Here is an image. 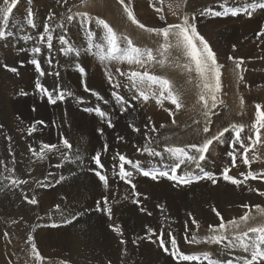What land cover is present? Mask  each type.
I'll list each match as a JSON object with an SVG mask.
<instances>
[{"label":"rangeland","instance_id":"obj_1","mask_svg":"<svg viewBox=\"0 0 264 264\" xmlns=\"http://www.w3.org/2000/svg\"><path fill=\"white\" fill-rule=\"evenodd\" d=\"M11 1L12 0H8V3H11ZM31 1L32 2L30 4L29 0H24V1L23 0H16L15 9L13 8V10L11 12L12 14L9 15V19L7 22L8 24L4 25L2 20H0V30L5 31V38L0 39V67H1L0 68V93L1 92L3 93V94L1 93V95H0V107H1L0 108V264H9L10 263V261L13 259L12 254H11L12 249H10V248L15 247V245H16L17 250L19 252H22V255H24L23 256L24 259L26 257H27L26 259H32L34 261V263H36V264H81V263L82 264H92L95 262V260L96 261L99 260L98 263H100V264H107V263L108 264H116V263H118V264H130V262L122 261L121 255L118 254L121 251H116L115 246H117L118 244H115L116 241L113 238H110L111 240L114 241L113 246L110 247V248H112L110 260H111V257H112V260H111V263L106 261V260H108V258L106 255H103V252H101V248H102V246H104V244H107V240L105 238H103L102 236H100L98 234L97 230H95L97 228V224H96L97 219H96V217H92V216H94V214L96 212H98V210L96 208L98 202H99V205L101 206L100 207L101 211H99V212H103V214L105 216H107L106 217L107 219H108V215L103 210H107V208H109V207L112 210V209H114V206H116V210H117V213L119 216L131 215L132 214V208H131L132 204L130 203V201L121 200L119 203H116V199L118 198L117 194H123V193H125V191H129V189L132 190L129 187V184L127 182H124L122 187L121 186L119 187L118 184L116 183L117 185L115 184L114 188H115V192L117 194L111 195L112 196L111 199H109L107 197V205H103L104 204V198L100 194L95 196L92 192H88V189L89 190L91 189V184H90V183H92V180H91L90 183H87V187L85 188L87 190L86 192H88V193L84 194L83 196H81L77 200V202L75 203L76 205L73 206V209H72L73 211H71L70 213H68V208H66L63 204L62 205L58 204V206H57V205H54L53 200L43 198V193H47V192H50L51 190H53V185L60 182V181H65V183H67V181L70 180V173L76 171L77 169L80 173L82 172L83 174L85 173V175L90 176L91 175L90 172L92 169H94V172H96V170L100 172V171L106 169L108 166H110L113 163L112 157L108 154L101 152L99 150L100 149L99 147L94 148V149L92 148V143H94L95 141L96 142L99 141L100 136L102 135L101 132L99 131V130H102V129H100L99 125H97V127L96 126L94 127V125L85 124L82 121V119L79 120L78 127L77 126L75 127L70 123L71 112H73L75 115H80V116H82L85 113L84 115H86V117L88 116V117L93 118L92 111L89 113L88 111H85L84 109H86V108L95 109L96 107L94 106V103L97 101V98H93L92 96H90L88 94H84V95L79 94L78 92H76V90L74 88V85H77V86L82 87V89L85 91L84 87H85L86 83H88V82H86L87 81L86 76L88 74H90V73L93 74V73L97 72L98 75L93 76L96 87H98L99 89H105L111 93H113L115 91V92H118L120 95L130 94L132 101L138 100V108L148 112L149 114H150V110H151V107L153 104L156 107L161 105V104L158 105L156 103V98L152 96V93H155L157 97L159 96V92L161 91L159 85H152L151 91L149 92V99L147 100V102L146 101L144 102V100H142L143 98H140L139 96L136 100H134L132 98L133 95L134 94L138 95V93L135 91V89L130 87V83H129L127 77L126 76L122 77L119 75V73L117 74V72H116V74H113V77H114L113 82L119 81L120 83L121 82L122 83L118 89H114L112 87V84L109 82L108 77L106 75V69L111 71V73H112V71L115 72V70H113L111 68L112 62H114V60L113 61L105 60V61L101 62V60L99 59V55H101V54L107 55V47H106V43L102 39L104 30L102 27L97 25L96 19L99 18V19L106 21L109 24V26H111L113 28V30L117 33L118 36L127 37V38L131 39L133 42V45L136 47H139L141 49H151L153 51L154 45H153V43L149 42L150 40H147V41L143 40L140 32L143 31L144 29H142V28L138 29L139 26L137 24L135 26V24L133 22H131V24H130L131 20L128 18L127 13L124 10L125 4H121L120 0H113V1H117L123 7L124 17L128 21V23L130 24L131 27L129 25H127V23L125 21L120 22V21L116 20L115 18H121L122 19V16H114L113 12L109 11L108 8L106 7V4H105L106 2L104 0L103 1L102 0H66V2H65V0H31ZM180 1L183 5L184 14H187V9L190 8V14L188 15L190 18V22L194 23L196 25V28H197V31L199 32V34L201 36H204V39L208 42L212 51L215 53L217 63L222 66L220 69L221 72L224 73L225 71H227V73H229L230 71H232V69L234 71L238 70L237 72H242L244 74V76H245L244 81H246V77H247V79L250 80V84L247 87L248 90L260 87L261 92L259 95L258 94H249V95H247V97L242 99L243 105H244L243 109L247 110V111H245L244 116H243L245 119L244 118H242V119L237 118L238 115L236 113H238V112L235 110L232 111L234 117L230 116L231 114L227 115L228 112L225 113L224 110L220 111L221 107H222L221 109H224L226 107L233 109L232 99L238 98V95L232 96L231 94H229L228 90H225L222 92V89H226V88H221L220 92L215 93V95L217 97L216 106L219 107V108H217L219 111V112H217L219 115V116L217 115V117H215L217 113H215V111L211 107H209L210 109L205 108V107L203 108L204 103L200 104L202 101H200L198 99V96L195 95V105H196L195 107L201 106V113L198 115V116H200L201 119H199V117L196 116L195 121H193V120L188 121V119L183 120L182 116H180V115H177V116L172 115L170 118H168L169 117L168 116L165 118L166 121L163 120V118H161L160 121L158 120L157 128L155 129V131H152V127L148 126V122L140 121L137 125V128H140V131L139 132H132L133 144L134 145L135 144L141 145V144L146 143L141 147L146 146L145 148L153 149V150H155V152L160 153V155H151L148 151L144 150L145 148H143V149L139 148V149H136V151L133 150L131 152V154L133 156V158L131 159L132 163L130 164V169H131L130 171L132 173V177H134L135 175H142L143 171H145V169L150 164H154V166H158V167H168L169 168V165H171V158H169L166 155L165 149L167 147H186V146L191 145V144L200 145L204 141H206L207 139H211V138L217 136L220 132H223L224 129L227 128L228 131L224 132V135L219 140L214 139L211 146H209L210 151L208 150L207 153L204 154L206 158L208 157V159L205 158L203 161H198V162H186L185 164H183L185 167L183 165H181L182 170H184L185 172H188V173H190V171L192 172L195 170V176L196 177H204L206 174H210L213 170L214 172H219L223 177L224 169L228 168L229 169L228 173H230L228 175L229 176L232 175V177L234 176V178H236L242 182L245 180V176H247L248 172L253 171V173L257 174L258 179L257 178L256 179L248 178L247 181L245 180L243 182L244 184L247 183L246 185L243 184V187L245 188V190L251 189V191L256 186H258L260 188L259 185H261L263 180H264V177H262L263 178L262 179L261 175H260L261 173H264V145H263L264 144L263 143L264 142V129L261 130L260 141L257 142L256 144L253 145L252 142L248 139V137H251L252 140L256 139L255 131L251 127V125L255 122L256 105L260 104L262 106V109H264V66H262V63L264 61V52H257L261 49L262 45L256 44L255 48L253 50H251V48H247V47L243 46L242 45L243 43H240L238 41L237 35H235L234 33L228 34V36H229L228 39H220L219 36L221 33H222L221 35H225V33L223 32L224 27L221 28L220 30L219 29L212 30V29L208 28L206 23H209V22L211 23L212 20L214 19V15H209V14L202 15L201 14V13L206 12L207 9H210V5L212 4L211 0H202L201 1L202 4L204 5L203 11L201 13H196L195 5L190 6L189 0H180ZM221 1L225 2L228 6L233 5L234 3L240 2V0H221ZM194 2H195V0H194ZM124 3H126L131 8L136 20L139 23L145 25V28L166 27L168 24L180 23L182 21V18H183V15H181V14L172 13L171 8H169L166 5L165 0H124ZM260 3H264V0H262ZM260 3H257V4L255 3V4L259 5ZM4 6H5L4 0H0V9H3ZM157 8H159L161 10L157 11L156 10ZM247 8H252V5L251 4L248 5ZM42 9H44V11ZM69 9H71V12H69ZM232 9H236V8L232 7ZM260 9L262 10V12L258 11V13L255 12L253 14L255 19L258 18V16L260 17L263 15L262 13H264V8H260ZM45 11L47 12V16H46ZM15 12H16V14H15ZM29 12H32V15L34 14L33 17H31V18L33 20V23L35 24V27H32L31 25L28 24V19H29L28 13ZM44 12H45V15H44ZM76 13H87L88 16H90L92 18L91 23L82 22L81 17L79 15H74ZM69 15H73L72 20H69L67 18ZM49 16H52L53 18L51 20H49ZM161 16L164 17L163 20L160 19ZM193 16H195L194 20L191 19ZM41 18L43 21L41 20ZM10 19H11V21H10ZM26 19H27V21H26ZM22 20H23V22H22ZM257 22L258 23L260 22V23L258 24V27L255 28V30L257 32H259V34L257 33V35L253 34L252 36H250L252 39L258 38V35H260L261 30L264 29V15L262 17L258 18ZM26 24H28L27 25V26H29L28 28H25ZM234 24L235 23H231V25H234ZM45 25H48L50 27V30H51V32H50V34L52 36V40H51L52 48L51 49H48V47H47L48 41H46L47 40L46 38H45L43 43H41L39 41H38L39 43H36V41L38 40L37 38H39L40 35H43L42 29L44 28ZM61 25H62V27H61ZM38 26H40V27H38ZM35 29L38 30L39 32L36 31ZM206 30H209V31L211 30V31L209 32ZM24 31H26V34L24 33ZM31 31H33V32H31ZM88 31H92V32L94 31L95 43L101 45V47L103 48L102 53L98 52L97 48H95V47L92 48L91 52L86 50L89 47V44L91 43L88 39ZM144 32L149 33L146 30H144ZM22 33L24 34L23 37H25V35L27 36L29 34L28 36L31 37V39H28V41L23 39ZM37 33H40V34L37 35ZM17 34H19V35L17 36ZM149 34H151V36L153 38L155 33H149ZM31 35L35 38H33ZM159 36L163 40L162 34ZM225 36H227V35H225ZM18 37H20V40ZM62 38L64 40H67L68 44H62L61 43ZM213 39H214V41H213ZM222 41H224V43ZM221 42H222V44H221ZM16 43H18V44H16ZM163 43H164V40H163ZM173 43H174V41H173ZM216 44H218V45H216ZM69 46L73 49V51H67ZM121 46L123 47V43L121 44ZM33 47H40L41 48V53L37 54L35 58L39 61L41 70H43L45 73L43 76H41L40 73L36 70V66L31 63V60L33 58V53L30 50ZM7 49H9V50L6 51ZM13 50H15V51H13ZM222 50H224V51H222ZM219 51H222V52H219ZM28 52H30V53H28ZM77 52L79 53L78 55H77ZM49 60L51 61L50 63L48 62ZM166 61L167 60H164L163 63H160V61L154 60L152 62H147L143 67H141L139 65H133V67H132V65H129V64L127 65V63H125V62L124 63H118V64L120 65V70L123 72L134 71V67H136V69H135L136 71H138L137 69H139L140 72L147 71L150 75L160 76L163 79H170L171 74L167 71V68H166L167 62ZM240 61H243V62L240 64V67H239L240 70H239V68L236 67V64H237V62H240ZM244 65H246V66H244ZM232 66H234V67H232ZM12 67L16 68L17 71L12 72V71L6 70V69L12 68ZM78 67H83L85 69V75H83V76L81 75V73L78 70ZM243 67H244V69H243ZM190 72L191 73L194 72L195 77L197 75H199L195 70H191ZM190 72L188 71V73H190ZM227 73L226 74L224 73V76L227 75ZM248 75H249V77H248ZM197 77H199V76H197ZM37 80H39L40 84L44 88L48 89V91L52 93L53 97H55L61 91L66 93V94L67 93H71V94L65 95V98L62 101L57 100L58 103L56 102L55 104H52V103L48 102L49 101L48 96L45 94H42L40 92V90L36 87V81ZM202 83H203V81H202ZM87 85H86L87 88L89 90H91L90 84L88 83ZM127 85H128V87H127ZM124 87L126 89H124ZM145 90L148 91L147 88ZM169 90L174 95L178 94V91L174 87L173 88L170 87ZM121 91L122 92L124 91V93H122ZM22 93H24V94H22ZM8 95H10V97ZM83 96H84V98H83ZM165 96H167V93H165ZM205 98L208 100L209 105H211L212 101H210L211 100L210 95L206 91H205ZM14 99H17V100H14ZM91 99H92V101H91ZM12 101H14L13 105H15V106L12 105ZM27 101H29L30 103ZM20 102H21V104H20ZM197 102H199V103L197 104ZM163 103H171V102L168 99H164L162 104ZM18 104L20 105L19 107H18ZM218 104H220V105L218 106ZM91 105H92V107H91ZM174 107H175V105H174ZM9 108H13V110H14V112H13V117L15 118V121L13 120L14 122L12 121L13 118H11L10 112L8 110ZM40 108H41V110H39ZM69 108H72L73 110L69 109ZM44 111H46V112H44ZM175 111H179V110L177 109ZM175 111L171 112V113H175ZM40 112H41V114H40ZM204 112H208V115L205 116ZM222 112H223V114L221 115ZM26 114H27V116H26ZM19 115L22 118L25 117L27 120L25 118L22 119L21 117H19ZM29 115H30V117H29ZM6 116H8V117H6ZM211 116H214L215 118L211 117ZM10 118H11V120H9ZM135 118H136V116L131 121H129V123L131 125L130 126L131 130H132V124H133V121L135 120ZM213 119H215V120H213ZM177 120H179V121L181 120V121L179 122ZM242 120H245V121H242ZM25 121H26V123H25ZM40 121H42L43 123H40ZM27 123H28V125L26 126ZM60 123H62V124H60ZM182 123L184 125L185 124L186 125L184 126ZM191 123H192V125L190 126ZM215 123H216V125H215ZM35 124H36V126H35ZM30 125H31V127L34 126V128H35L34 131H32V128L30 127ZM161 125H163V127H161ZM206 125L209 128V131L205 133L203 131V129ZM234 125L237 126V128L242 125L244 128V130L241 132V139L244 141V144L246 147L251 148V150L247 153V157L250 161V164H244L243 163L244 149L241 148L239 144H236L235 151H234V154L236 157L235 165H233V163H232V157L228 155L229 152L233 151L232 141L234 140V134H235V130L233 128ZM60 126H61V128H60ZM24 127H26L27 129ZM186 128H188V129H186ZM171 129L173 130V133H172ZM38 130H41V131H38ZM29 131L31 132L30 135L33 134L32 136L29 135V133H30ZM85 131L87 134L85 133ZM21 132H23V133H21ZM67 132H68V134H67ZM79 132H81V133H79ZM167 132H169V133H167ZM64 133H65V135H64ZM20 134H21V136L24 137V139H23V137L19 136ZM59 134H60V137H59ZM66 134H67V136H66ZM75 136H76V139H75ZM71 137L73 140L71 139ZM172 137H173V139H172ZM194 137H195V139H194ZM20 138L23 141L20 140ZM32 138H33V140H32ZM159 138L161 139V142L159 144V148H155L154 145ZM65 139H67L68 142L71 141V142H69V144H71V146H72L70 149L65 148L63 146L64 145L63 141ZM21 141H22V143H21ZM33 141H34V143H33ZM77 142L78 143L80 142V143L78 144ZM35 143H36V145H35ZM43 144L55 145V146H57L56 147L57 149L55 148L53 151L52 150L51 151L44 150L45 156L42 160V159L38 158V156L37 157L34 156L30 149H33V148L35 149L37 147L36 151L39 153V151H41V146ZM38 147H40V148H38ZM78 149H80V150H78ZM186 150L189 151V154H196L190 148L186 147ZM210 152L212 153V155ZM97 153H99V155H100V161H101V164L103 165L102 168L101 167L99 168L93 159V156H95ZM161 154H163V155H161ZM83 155H85V156H83ZM58 157H59V159H58ZM78 157H79V159H78ZM211 157H213V159H215V160L212 161ZM86 158H88L90 160H87ZM207 160H208V162H207L206 166H204V164L206 163ZM219 160H221V161H219ZM65 162L67 163L68 166L66 165ZM217 162H218V164H215ZM197 163L200 165L197 166ZM227 164H228V166H227ZM222 165L224 168L223 167L221 168ZM230 165H232V166L230 167ZM188 166H189V168H186ZM253 166L255 169L253 168ZM208 167H210V168H208ZM219 167H220V169H219ZM258 167H260V169ZM79 168H80V170H79ZM13 169H14V171H12ZM200 169H201V172L199 173ZM160 170H162V169H158V170L152 169L151 171L159 172ZM209 170H210V172H209ZM232 173H234V174H232ZM237 173H238V175H237ZM66 174H69V175H66ZM239 175H241V176H239ZM6 177H7V179H6ZM12 179H23V180H27L28 183L27 184H20L18 186L13 185V184H11ZM222 180H220V182H219V180H216L215 183H213V181L210 180L208 182V185L212 182L211 186H214V187L226 188L228 185L230 186V184H228V182L230 183V181H226V180L224 181V178ZM50 184H51V186H50ZM226 184H227V186H226ZM250 184H251V186H250ZM253 185H254V187H253ZM39 186L41 187V190H39L40 189ZM142 187L145 188L146 190H148L147 187H149V186H142ZM67 188H68V190L66 192L73 194V189L71 188V186L68 185ZM119 188L121 190H123L124 192L122 191L123 192L122 193ZM156 188H158V190L160 192L164 191V189H162L160 187H156ZM42 189H43V191H42ZM100 189L102 190L103 188H100ZM263 192H264V188H263ZM25 194L27 195V197L29 199L35 197L37 203L36 204L28 203L27 200L25 199ZM125 197H127V196H125ZM21 202H22V204H21ZM51 202H53V203H51ZM16 205H19V206L16 207ZM247 206H249V207L246 208L245 214L250 212V219H249L247 225L241 224V229H240L241 231H243L245 229V227H257V226L264 224V212L260 211V209H264V195H261V197H258L257 200L253 204L248 202ZM257 206H259V207H257ZM87 207L89 210L87 209ZM232 208H233V206L231 207V210H232ZM82 209L84 210V212L82 211ZM85 209H86V212H85ZM90 209H91V211H90ZM37 211H38V213H37ZM60 211H64L63 215L65 217L63 215H59ZM87 212H88V214H87ZM75 213H76V215H75ZM71 215H72V217H71ZM83 215H86L87 217L83 216ZM79 216H81V217H79ZM242 216L243 215H236L235 218H231V220H233V219L240 220V218ZM45 217H46V219H45ZM12 220H13V222H12ZM14 220H15V222H14ZM41 221H42V223H41ZM69 221H71V222H69ZM227 222L228 221H226L225 223H227ZM91 225H93L94 227ZM3 228H5V229H3ZM193 229L194 230L192 231V233L189 234L188 238L184 241L180 240L179 238H176V236H175L176 240H178L177 244H178L180 252L187 254V255H194V256H200V257H202L203 254L206 252L211 253L213 255V258L220 260L222 262V264H227L228 259L232 260L233 264H235V262L237 260L243 259V256L244 257L248 256V253H245L241 248H238V247L237 248H230V247H222L220 245H217L218 247H220L222 249L221 250L222 253H221V251L217 250V246H215L216 244L205 243L204 241H206L207 238L213 234L210 231V228L208 225H205V226L199 225V227L196 226V228L194 226ZM231 231H232V229L229 228V232H231ZM40 232H42V233H40ZM193 232L195 233L194 235H192ZM8 233H10L11 235L10 234L8 235ZM5 234H7V235H5ZM38 234L40 235V237L42 236V238L44 236V238L43 239L40 238ZM251 235H254V234H250V236ZM2 236H3V238H2ZM13 236H15V237H13ZM73 236L76 237V241H77L76 243H75V241L74 242L72 241ZM4 237H6V240ZM56 237L58 238V240L56 239ZM193 237H195V242H193ZM12 238L13 239L15 238V240H12ZM59 238H60V240H59ZM30 239H31V241H30ZM37 240H39L41 242H39ZM27 241L29 242L30 245L27 244L28 243ZM78 241H79V243L81 242L84 245L81 248L82 252H80V253H78V252L76 253V250L74 252L71 250L72 245L73 246L76 245L74 247L77 248V246L79 244ZM7 242L10 246L8 244H7L8 246L6 245ZM10 242H12V243H10ZM32 244L36 245L37 251L43 257L42 261H37L33 257L34 254L32 253ZM40 245H43V246L41 247ZM30 246H31V248H29ZM164 247L166 248V244H164ZM23 248H24V250H23ZM225 248H226V250H224ZM38 249H40V250H38ZM43 250H44V252H42ZM68 251H70V252H68ZM163 251H164V248H163ZM171 251L167 252L169 254L167 264H198L197 261H179L178 258H174L172 255H170ZM213 252L216 254H214ZM226 252H228V253H226ZM24 253H26V254H24ZM65 253H67V254H65ZM26 255H28L30 257L28 258V256H26ZM47 255L49 257H47ZM116 255H119V256H116ZM72 256H74V257H72ZM76 256H79V257H76ZM117 257H119V259ZM77 258H79V259L77 260ZM9 259H10V261H9ZM83 259H85V261ZM113 259H115V260H113ZM162 259L165 261V257H163ZM86 261L87 262L89 261V262L86 263ZM204 264H207V262L205 261Z\"/></svg>","mask_w":264,"mask_h":264},{"label":"bare ground","instance_id":"obj_2","mask_svg":"<svg viewBox=\"0 0 264 264\" xmlns=\"http://www.w3.org/2000/svg\"><path fill=\"white\" fill-rule=\"evenodd\" d=\"M24 1V0H23ZM30 4H31V0H29ZM103 1V0H102ZM106 3V7L108 8L109 11H112L114 16H122L121 18H115L116 20L123 22L125 21L127 23V25L130 26V24L128 23V21L125 19L124 14H123V7L117 2V1H113V0H104ZM202 0H189V5L193 6L195 5V11L196 13H201L203 11V4L201 2ZM262 0H240V2L234 3L233 5H227L225 2L221 1V0H211L212 4L210 5V9L213 10L214 12H223L225 8L228 9H232V7H235L236 9H239V15H231V13L229 12L226 15L223 16H214V19L212 20V22L210 23H206L207 27L212 29V30H217V29H221L224 27V33L225 35H221L219 36L220 39H228V34H232L234 33L235 35H237V39L240 43H243L242 45L247 47V48H251V50H253L256 46V44H260L261 49L257 52H264V35H258V38L252 39L250 36H252L253 34L257 33L259 34V32H257L255 30L256 27H258V23L257 19L262 17L264 15V13H262V16H258V18H254L253 14L256 12L258 13V11L262 10L257 6L255 10H252V8H247L248 5H253V4H257L260 3ZM12 2V1H11ZM25 3V2H24ZM166 5L171 8L172 13L175 14H181V15H189L190 14V8L187 9V14H184V9H183V5L181 3L180 0H165ZM126 4V3H124ZM248 4V5H247ZM255 4V5H256ZM34 5V4H33ZM44 5V4H43ZM127 5V4H126ZM156 5V4H155ZM158 6V5H157ZM247 6V7H246ZM5 7V6H4ZM25 7V6H24ZM23 7V8H24ZM45 7V6H44ZM47 7V6H46ZM63 7V6H62ZM166 7V6H165ZM22 8V9H23ZM15 9V7H14ZM20 10V9H19ZM44 11V9H42ZM16 11V10H15ZM21 11V10H20ZM31 11V10H30ZM144 11V10H143ZM14 12V11H13ZM22 12V11H21ZM25 12V11H24ZM40 12V11H39ZM38 12V13H39ZM46 12V11H45ZM44 12V15H45ZM19 13V12H18ZM32 13V12H31ZM12 14V13H11ZM16 14V12H15ZM23 14V13H22ZM37 14V13H36ZM35 14V15H36ZM43 14V13H42ZM144 14V13H143ZM34 15V14H33ZM32 15V17H33ZM258 15V14H257ZM37 16V15H36ZM35 16V17H36ZM40 16V15H39ZM43 16V15H42ZM46 16H47V12H46ZM44 17V16H43ZM191 17V16H190ZM14 18V17H13ZM26 18V17H25ZM24 18V19H25ZM38 18V17H37ZM44 19V18H43ZM42 20V18H41ZM11 21V19H10ZM27 21V19H26ZM43 21V20H42ZM23 22V20H22ZM21 22V23H22ZM38 22V21H37ZM26 23V22H25ZM231 23H235L234 25H231ZM8 24V23H7ZM6 24V25H7ZM22 25V24H21ZM28 24H26L25 28H28L29 26H27ZM133 25V24H132ZM136 26V24H135ZM3 27V26H2ZM40 27V26H38ZM131 27V26H130ZM134 27V26H133ZM22 28V27H21ZM20 29V28H19ZM41 29V28H40ZM91 29V28H90ZM140 29V27L138 28ZM17 30V29H16ZM15 30V31H16ZM27 30V29H26ZM36 30V29H35ZM142 30V29H141ZM145 30V29H144ZM143 31H141V36L143 38V40L147 41L150 40L149 42L153 43V47L154 50L153 55L156 57L155 60L157 61H163L167 60L166 62V68L167 71L171 74V78L167 79L169 81V84L171 85L170 87H174L177 91L178 94H176L179 97V100L181 102V107L178 109L179 111H175L177 110L176 106L174 107V105L172 103H163L162 105L156 107L154 104L151 107L150 110V114L140 108H138V100L137 101H132L131 99V95L130 94H123L121 96H123L125 98V100L128 102L126 105H124L123 107L118 104L116 102V100L114 99L113 95L111 92L105 90V89H99L98 87H96L95 82H94V78L93 76L98 75L97 72L95 73H90L86 76V79L90 86H91V90L90 91H84L82 89V87L74 85V88L76 90V92H78L79 94H88L90 96H92L93 98H97V96L93 95L92 92L98 93L100 97H103V99H97V101L94 103L95 107H99L102 111H106V113L108 114V117H110L111 121H112V127L108 126V123L106 122L105 119H102L101 117H99L95 111H92V117H86V115H75L73 112H71V116H70V123L73 126H77L79 124V120L82 119V121L85 124H89V125H94V127L97 125L100 126V129L103 130V134L100 136V140L99 141H95L94 143H92V148H97L99 147L100 151L108 154L112 157V161L113 163L108 166L106 169L100 171V173L102 175H106L108 177V186L107 188L104 187L103 182L99 180V177H97L95 175L94 169L91 170V177L89 175H85V173L83 174L82 172L80 173L78 171V169L74 172L70 173V180L67 181V183H65V181H60L56 184L53 185V190H51L50 192L47 193H43V198H47L50 200H53L54 205L60 204V205H64L66 208H68V213H70L71 211H73V206H75L77 200L83 196L84 194L88 193V192H92L95 196H97L98 194H100L103 198H109L111 199L112 196L111 195H116L117 193L115 192V188L114 185L117 183L118 186L122 187V185L124 184L125 180L121 179L118 175L119 172V165H120V161H119V156L117 155V153L124 155L128 160L131 161V159L133 158L131 152L133 150L136 151V149L139 148H145V147H141L144 144L141 145H134L132 142V132H136L133 130V128H137V125L140 121H146L148 122V126L149 127H154L155 129L157 128V123L158 120L160 121L161 118H163V120H165L166 117L170 118L172 115H180L182 116V119H188L189 120H193L195 121V117L198 116L201 113V106L200 107H195V95L198 96V99L200 100V95H205V90L203 89V83H202V79L200 77H197L199 75H197L195 77V73H191L189 71L188 68H186L184 65L188 64L190 65L192 70H195V65L194 63H192L190 61V59L188 57H186L183 53V51L176 49L175 47L170 48L168 50L167 53H164L163 55H161V45L163 44V40L161 39V37L158 34H154L153 38L151 36V34L149 33H145ZM218 30V31H219ZM38 31V30H36ZM43 31V29H42ZM209 31V30H206ZM211 31V30H210ZM209 31V32H210ZM264 31V29L261 30V32ZM33 32V31H31ZM39 32V31H38ZM94 32V31H93ZM214 32V31H213ZM24 33L26 34V31H24ZM138 33V32H137ZM15 34V33H14ZM23 34V33H22ZM40 33H37V35ZM209 34V33H208ZM207 34V35H208ZM19 34H17L18 36ZM21 35V34H20ZM29 35V34H28ZM27 35V36H28ZM34 35V34H33ZM84 35V34H83ZM140 35V34H139ZM204 35V34H203ZM24 36V34L22 35V37ZM26 36V35H25ZM32 36V35H31ZM140 36V37H141ZM206 36V35H205ZM16 37V36H15ZM29 37V36H28ZM33 37V36H32ZM37 37V36H36ZM204 37V36H203ZM207 37V36H206ZM17 38V37H16ZM20 40V37H18ZM35 38V37H33ZM32 38V39H33ZM215 38V37H214ZM38 39V38H37ZM36 39V40H37ZM139 39V38H138ZM137 39V40H138ZM172 38L170 37V40ZM12 40V39H11ZM23 40V39H22ZM35 40V41H36ZM28 41V40H27ZM47 41V40H46ZM45 41V42H46ZM212 41V40H211ZM214 41V39H213ZM225 41V40H224ZM224 41H222L224 43ZM9 42V41H8ZM12 42V41H11ZM221 42V44H222ZM24 43V42H23ZM32 43V42H31ZM36 43H39L38 40L36 41ZM219 43V42H218ZM226 43V42H225ZM9 44V43H8ZM14 44V43H13ZM18 44V43H16ZM33 44V43H32ZM35 44V43H34ZM11 45V44H10ZM9 45V46H10ZM15 45V44H14ZM36 45V44H35ZM218 45V44H216ZM227 45V44H226ZM22 46V45H21ZM28 46V45H27ZM39 46V45H38ZM139 46V45H138ZM224 46V45H223ZM8 47V46H7ZM12 47V46H11ZM15 47V46H14ZM23 48V47H22ZM30 48V47H29ZM223 48V47H222ZM244 48V47H243ZM9 49H7L6 51H8ZM30 50V49H29ZM15 51V50H13ZM31 51V50H30ZM224 51V50H222ZM219 51V52H222ZM243 51V50H242ZM218 52V51H217ZM4 53V52H3ZM30 53V52H28ZM83 53V52H82ZM7 54V53H6ZM85 54V53H84ZM219 54V53H218ZM229 55V54H228ZM221 56V55H220ZM239 56V55H238ZM222 57V56H221ZM259 57V56H258ZM65 60V59H64ZM224 62V61H223ZM255 62V61H254ZM126 63V62H125ZM111 65V64H110ZM123 65V64H122ZM128 65V64H127ZM155 65V64H154ZM231 65V64H230ZM124 66V65H123ZM235 66V65H234ZM232 66V67H234ZM246 66V65H244ZM262 66H264V61L262 63ZM111 67V66H110ZM117 67L120 68V65L117 62H112V69L115 70L112 71V74H116V69ZM127 67V66H126ZM133 67V65H132ZM1 68V67H0ZM236 68V67H235ZM136 69V67H134V70ZM141 69V68H140ZM244 69V67H243ZM4 70V69H3ZM8 70V69H6ZM139 71V69H137ZM151 70V69H150ZM228 70V69H227ZM231 70V69H230ZM240 70V68H239ZM63 71V70H62ZM188 71L191 73H188ZM238 70H233L230 71L229 73H227V71H225L224 73L227 75L224 76V73H222L221 75V88H226V89H222V92L225 90L229 91V94L233 95H238V98L232 99L233 101V109L226 107L224 109L220 108L221 110H224L225 113L231 114L230 116H233L232 111L235 110L238 113H236L238 115L237 118L242 119L244 118V113L247 110H244V105L243 103H241V100L244 99L245 97H247V95L249 94H260L261 89L259 88H253L248 90V86L250 84V80L247 79L246 77V81H244V74L242 72H237ZM114 72V73H113ZM143 72V71H142ZM118 74V73H117ZM243 77L242 79L240 77ZM124 77V76H122ZM160 77V76H159ZM249 77V75H248ZM121 78V77H120ZM125 79V78H124ZM41 80V79H40ZM71 80V79H70ZM105 81V80H104ZM121 81V80H120ZM86 83V85L88 84ZM122 83V82H121ZM120 83V84H121ZM85 84V83H84ZM124 84V83H123ZM126 85V84H125ZM124 85V86H125ZM88 86V85H87ZM254 86V85H253ZM84 87V86H83ZM128 87V85H127ZM85 88V87H84ZM152 88V87H151ZM124 89H126L124 87ZM66 90V89H65ZM129 90V89H128ZM84 91V92H83ZM127 91V90H126ZM122 92V91H121ZM153 92V91H152ZM2 93V92H1ZM0 93V95H1ZM124 93V91L122 92ZM3 94V93H2ZM76 94V93H75ZM6 96V95H5ZM10 97V95H8ZM17 96V95H16ZM255 96V95H254ZM8 97V98H9ZM19 97V96H18ZM25 97V96H24ZM91 97V98H92ZM138 97V95H137ZM250 97V96H249ZM2 98V97H1ZM84 98V96H83ZM233 98V97H232ZM5 99V98H4ZM3 100V99H2ZM8 100V99H7ZM17 100V99H14ZM22 100V99H21ZM90 100V99H89ZM136 100V99H135ZM143 100V99H142ZM164 100V99H163ZM5 101V100H4ZM92 101V99H91ZM107 101V103L105 102ZM201 101V100H200ZM199 101V102H200ZM211 101V100H210ZM12 101V105H13ZM17 102V101H16ZM15 102V103H16ZM19 102V101H18ZM26 102V101H25ZM29 102V101H27ZM43 102V101H42ZM49 102V101H48ZM145 102V101H144ZM147 102V101H146ZM167 102V101H166ZM169 102V101H168ZM197 102V104L199 103ZM4 103V102H3ZM6 103V102H5ZM30 103V102H29ZM28 103V104H29ZM58 103V101H57ZM93 103V102H92ZM149 103V102H148ZM204 101H202L200 104H203ZM211 103V102H210ZM21 104V102H20ZM48 104V103H47ZM50 104V103H49ZM2 105V104H1ZM35 105V104H34ZM37 105V104H36ZM150 105V104H149ZM159 105V104H158ZM204 105V104H203ZM220 104H218L219 106ZM237 105V106H236ZM15 106V105H13ZM20 105L18 104V107ZM27 106V105H26ZM33 106V105H32ZM54 106V105H53ZM62 106V105H61ZM82 106V105H81ZM92 107V105H91ZM1 108V107H0ZM30 108V107H29ZM46 108V107H45ZM54 108V107H53ZM64 108V107H63ZM83 108V107H82ZM85 108V107H84ZM196 108V109H195ZM204 108V106H203ZM219 107L216 106V108H212L215 113L219 112L218 109ZM246 108V107H245ZM15 109V108H14ZM24 109V108H23ZM26 109V108H25ZM38 109V108H37ZM72 109V108H69ZM78 109V108H77ZM127 109V110H125ZM210 109V108H209ZM11 115L12 121H15V118L13 117V108H9L8 109ZM41 110V108L39 109ZM68 110V109H67ZM73 110V109H72ZM71 110V111H72ZM203 110V109H202ZM207 110V109H206ZM24 111V110H23ZM58 111V110H57ZM60 111V110H59ZM175 113H171L174 112ZM205 111V110H204ZM8 112V111H7ZM46 112V111H44ZM62 112V111H61ZM83 112V111H82ZM203 112V111H202ZM23 113V112H22ZM90 113V112H89ZM88 113V114H89ZM205 113V112H204ZM211 113V112H210ZM214 113V112H213ZM212 113V114H213ZM224 113V114H225ZM248 113V112H247ZM19 114V113H18ZM41 114V112H40ZM223 114V112L221 113V115ZM7 115V114H6ZM9 115V114H8ZM31 115V114H30ZM29 115V117H30ZM57 115V114H56ZM70 115V114H69ZM97 115V116H96ZM218 113L216 114L215 117H217ZM226 115V114H225ZM236 115V116H237ZM27 116V114H26ZM136 116L135 120L133 121L132 124V130L130 129V123L129 121H131L134 117ZM202 116V115H201ZM219 116V115H218ZM224 116V115H223ZM229 116V117H230ZM8 117V116H6ZM19 117H21L19 115ZM199 119L200 116H198ZM197 117V118H198ZM214 117V116H211ZM214 117V118H215ZM234 117V116H233ZM11 118L9 120H11ZM22 118V117H21ZM25 118V117H24ZM22 118V119H24ZM35 118V117H34ZM44 118V117H43ZM48 118V117H47ZM173 118V117H172ZM26 119V118H25ZM46 119V118H45ZM67 119V118H66ZM208 119V118H207ZM221 119V118H220ZM245 119V118H244ZM8 120V121H9ZM27 120V119H26ZM49 120V119H48ZM55 120V119H54ZM215 120V119H213ZM217 120V119H216ZM13 121V122H14ZM35 121V120H34ZM43 121V120H42ZM45 121V120H44ZM166 121V120H165ZM179 121V120H177ZM176 121V122H177ZM181 121V120H180ZM179 121V122H180ZM203 121V120H202ZM208 121V120H207ZM219 121V120H218ZM245 121V120H242ZM36 122V121H35ZM34 122V123H35ZM39 122V121H38ZM60 122V121H59ZM168 122V121H167ZM209 122V121H208ZM22 123V122H21ZM26 123V121H25ZM69 123V122H68ZM83 123V124H84ZM169 123V122H168ZM178 123V122H177ZM195 123V122H194ZM30 124V123H29ZM45 124V123H44ZM62 124V123H60ZM183 124V123H182ZM213 124V123H212ZM218 124V123H217ZM28 125V123L26 124V126ZM33 125V124H32ZM47 125V124H46ZM56 125V124H55ZM141 125V124H140ZM180 125V124H179ZM184 125V124H183ZM186 125V124H185ZM184 125V126H185ZM192 125V123L190 124V126ZM216 125V123H215ZM36 126V124H35ZM144 126V125H143ZM31 127V125H30ZM42 127V126H41ZM52 127V126H51ZM63 127V126H62ZM176 127V126H175ZM19 128V127H18ZM26 128V127H24ZM32 129L34 128L31 127ZM46 128V127H45ZM61 128V126H60ZM197 128V127H196ZM21 129V128H20ZM27 129V128H26ZM82 129V128H81ZM93 129V128H92ZM140 129V128H139ZM177 129V128H176ZM188 129V128H186ZM185 129V130H186ZM29 130V129H28ZM63 130V129H62ZM84 130V129H83ZM172 130V129H171ZM175 130V129H174ZM198 130V129H197ZM41 131V130H38ZM43 131V130H42ZM95 131V130H94ZM149 131V130H148ZM147 131V132H148ZM30 132V131H29ZM28 132V133H29ZM143 132V131H142ZM23 133V132H21ZM46 133V132H45ZM53 133V132H52ZM81 133V132H79ZM86 133V131H85ZM161 133V132H160ZM169 133V132H167ZM173 133V130H172ZM189 133V132H188ZM191 133V132H190ZM193 133V132H192ZM56 134V133H55ZM68 134V132H67ZM66 134V136H67ZM87 134V133H86ZM94 134V133H93ZM163 134V133H162ZM176 134V133H175ZM204 134V133H203ZM23 135V134H22ZM30 135V134H29ZM33 135V134H32ZM30 135V136H32ZM47 135V134H46ZM65 135V133H64ZM82 135V134H81ZM96 135V134H95ZM149 135V134H148ZM199 135V134H198ZM206 135V134H205ZM21 136V134L19 135ZM18 136V137H19ZM45 136V135H44ZM72 136V135H71ZM181 136V135H180ZM195 136V135H194ZM202 136V135H201ZM2 137V136H1ZM23 137V136H21ZM54 137V136H53ZM56 137V136H55ZM60 137V134H59ZM95 137V136H94ZM122 137V139H121ZM189 137V136H188ZM30 138V137H29ZM51 138V137H50ZM68 138V137H67ZM97 138V137H96ZM99 138V137H98ZM180 138V137H179ZM24 139V137H23ZM37 139V138H36ZM48 139V138H47ZM61 139V138H60ZM72 139V137H71ZM76 139V136H75ZM151 139V138H150ZM154 139V138H153ZM173 139V137H172ZM183 139V138H182ZM187 139V138H186ZM195 139V137H194ZM20 140H22L20 138ZM33 140V138H32ZM43 140V139H42ZM49 140V139H48ZM73 140V139H72ZM88 140V139H87ZM181 140V139H180ZM185 140V139H184ZM183 140V141H184ZM200 140V139H199ZM23 141V140H22ZM21 141V143H22ZM61 141V140H60ZM173 141V140H172ZM189 141V140H188ZM195 141V140H194ZM51 142V141H50ZM71 142V141H69ZM74 142V141H73ZM76 142V141H75ZM161 142V139L159 138L154 147L155 148H159V144ZM163 142V141H162ZM18 143V142H17ZM20 143V144H21ZM34 143V141H33ZM78 143V142H77ZM80 143V142H79ZM78 143V144H79ZM174 143V142H173ZM178 143V142H177ZM264 143V142H263ZM2 144V143H1ZM90 144V143H89ZM167 144V143H166ZM36 145V143H35ZM105 145H107V150L105 151ZM172 145V144H171ZM264 145V144H263ZM262 145V146H263ZM64 146V145H63ZM80 146V145H79ZM85 146V145H84ZM91 146V145H90ZM176 146V145H175ZM186 146V145H185ZM211 146V145H210ZM25 147V146H24ZM57 147V146H56ZM55 147V148H56ZM82 147V146H81ZM104 147V148H103ZM32 148V147H31ZM37 148V147H36ZM35 148V149H36ZM40 148V147H38ZM263 148V147H262ZM57 149V148H56ZM77 149V148H76ZM80 150V149H78ZM86 150V149H85ZM164 150V149H163ZM209 150V149H208ZM53 151V150H52ZM63 151V150H62ZM88 151V150H87ZM99 151V152H100ZM210 151V150H209ZM2 152V151H1ZM40 152V151H39ZM64 152V151H63ZM78 152V151H77ZM95 152V151H94ZM62 153V152H61ZM88 153V152H87ZM93 153V152H92ZM207 153V152H206ZM211 153V152H210ZM209 153V154H210ZM94 154V153H93ZM163 155V154H161ZM165 155V154H164ZM166 155L171 158V164L174 163V158L173 156L166 152ZM212 155V153H211ZM218 155V154H217ZM45 156V155H44ZM65 156V155H64ZM85 156V155H83ZM222 156V155H221ZM224 156V155H223ZM37 157V156H36ZM77 157V156H76ZM94 157V156H93ZM109 157V156H108ZM256 157V156H255ZM15 158V157H14ZM83 158V157H82ZM206 158V157H205ZM212 158V161L215 160ZM215 158V157H214ZM220 158V157H219ZM224 158V157H223ZM59 159V157H58ZM61 159V158H60ZM66 159V158H65ZM79 159V157H78ZM87 160H90L88 158H86ZM143 159V158H142ZM208 159V157L206 158ZM43 160V159H42ZM50 160V159H49ZM170 160V159H169ZM62 161V160H61ZM69 161V160H68ZM93 161V160H92ZM221 161V160H219ZM223 161V160H222ZM110 162V161H109ZM208 160L206 161V163L204 164V166H206ZM35 163V162H34ZM66 163V162H65ZM92 163V162H91ZM69 164V163H68ZM134 164V163H133ZM215 164H218L215 163ZM65 165V164H64ZM67 165V163H66ZM190 165V164H189ZM200 165V164H199ZM221 165V164H220ZM225 165V164H224ZM243 165V164H242ZM60 166V165H59ZM68 166V165H67ZM96 166V165H95ZM184 166V165H183ZM182 166V167H183ZM208 166V165H207ZM212 166V165H211ZM216 166V165H215ZM228 166V164H227ZM232 165H230L231 167ZM48 167V166H47ZM88 167V166H87ZM99 167V166H98ZM185 167V166H184ZM223 167V165L221 166V168ZM67 168V167H66ZM100 168V167H99ZM186 168H189L186 167ZM191 168V167H190ZM207 168V167H206ZM210 168V167H208ZM212 168V167H211ZM224 168V167H223ZM254 168V166H253ZM260 169V167H258ZM74 169V168H73ZM125 169L129 172H131L130 170V164H125ZM152 169H162L160 171H167L168 167H158V166H154V164H150L145 171H149L152 172ZM220 169V167H219ZM218 169V170H219ZM255 169V168H254ZM37 170V169H36ZM50 170V169H49ZM66 170V169H65ZM64 170V171H65ZM80 170V168H79ZM189 170V169H188ZM208 170V169H207ZM217 170V171H218ZM222 170V169H221ZM41 171V170H40ZM59 171V170H58ZM84 171V170H83ZM97 171V170H96ZM204 171V170H203ZM50 172V171H49ZM48 172V173H49ZM201 172V169L199 171V173ZM210 172V170H209ZM208 172V173H209ZM253 172V171H252ZM6 173V172H5ZM65 173V172H64ZM185 172L184 170L179 169L177 172V176H184ZM223 173V172H222ZM235 173V172H234ZM232 173V174H234ZM50 174V173H49ZM48 174V175H49ZM52 174V173H51ZM191 175L192 180L190 183L184 184V183H179L178 181L175 180H171L168 179L167 177H158L156 180H153L151 178V176H144L142 175H135L134 177H130L131 180V184H129V187L132 189L129 191H125V193H123L124 191L121 190L120 191L123 194H117L118 198L116 199V203H119L121 200H127L130 201L131 208H132V214L128 215V216H119L116 210V206H114V209L111 210V219L106 218L107 216H105L103 214V212H96L94 214V216L92 217H96L97 221V228L95 230H97L98 234L100 236H102L103 238H105L107 240V244H104V246H102L101 248V252H103V255H106L108 260V262L111 263L110 260V255H111V246H113L114 241L111 240L110 238L115 239L116 243L118 244L117 246H115L116 251H121L120 253H118L119 255H121V259L124 262H130V264H167L168 263V253L163 251V248L160 246V239L162 238L166 244V248L169 249V251H171V245L168 242L170 239V236H176V238H179L180 240L184 241L188 238L189 234L192 233V231L194 230V226L196 228V224L192 223L193 218L196 220V222L198 223V225H213V226H217L220 224L221 220L220 217H223V221H230L231 218H235L236 215H244L246 212V208L244 207L245 205H248V202H250L251 204H253L258 197H261L260 193L263 192V188H264V180L262 182L260 186V188L258 186L254 187L253 185V190L251 191V189H246L243 187V181L242 183H240L239 185H234L231 182L228 184H230V186L226 184V188L223 187H214L211 186V183L208 185V182L210 181V179L207 178H203L201 179L200 177H196L195 176V170L194 171H190V173H188ZM202 174V173H201ZM212 174L216 180H222L223 177L219 172H214L212 170V172L210 173ZM230 174V173H228ZM240 174V173H239ZM69 175V174H66ZM238 175V173H237ZM25 176V175H24ZM204 176V175H203ZM206 176V175H205ZM204 176V177H205ZM232 176V175H231ZM241 176V175H239ZM234 177V176H233ZM246 177V176H245ZM260 177V176H259ZM23 178V177H22ZM42 178V177H41ZM50 178V177H49ZM262 178V177H261ZM67 179V178H66ZM258 179V178H257ZM263 179V178H262ZM92 180V183H90V181ZM10 181V180H9ZM223 181V180H222ZM225 181V180H224ZM247 181V180H246ZM253 181V180H252ZM40 182V181H39ZM261 182V181H260ZM43 183V182H42ZM46 183V182H45ZM48 183V182H47ZM87 183L91 184V189H88V192H86L87 190L85 189L87 187ZM30 184V183H29ZM116 184V185H117ZM142 184V185H141ZM220 184V183H219ZM218 184V185H219ZM247 184V183H246ZM244 184V185H246ZM2 185V184H1ZM71 186V188L73 189V194L71 193H67L66 191L68 190L67 186ZM132 185H135V188L132 187ZM249 185V184H248ZM49 186V185H48ZM51 186V184H50ZM140 186V187H139ZM142 186H149L147 187L148 190H146L145 188H143ZM251 186V184H250ZM34 187V186H33ZM44 187V186H43ZM116 187V186H115ZM124 187V186H123ZM156 187H160L162 189H164L163 192H160L158 190V188ZM225 187V186H224ZM248 187V186H247ZM39 190H41V187L39 186ZM100 188H103L102 190ZM4 190V189H3ZM43 191V189H42ZM46 191V190H45ZM7 192V191H6ZM136 193H139V196L136 195ZM99 195V196H100ZM127 196V197H125ZM102 199V198H101ZM8 200V199H7ZM19 200V199H18ZM17 200V201H18ZM44 200V199H43ZM95 200V199H94ZM80 201V200H79ZM88 201V200H87ZM138 201V202H137ZM51 202V203H53ZM82 202V201H81ZM8 203V202H7ZM80 203V202H79ZM84 203V202H83ZM88 203V202H87ZM95 203V202H94ZM103 203V202H102ZM129 203V202H128ZM18 204V203H17ZM22 204V202H21ZM82 204V203H81ZM78 205V204H77ZM83 205V204H82ZM105 205V204H103ZM120 205V204H119ZM19 205H16V207ZM100 206V205H99ZM109 206V205H108ZM233 206L232 210L231 207ZM23 207V206H22ZM21 207V208H22ZM80 207V206H79ZM101 207V206H100ZM103 207V206H102ZM11 208V207H10ZM24 208V207H23ZM77 208V207H76ZM97 208V206H96ZM95 208V209H96ZM123 208V207H122ZM42 209V208H41ZM57 209V208H56ZM88 209V207H87ZM93 209V208H92ZM8 210V209H7ZM89 210V209H88ZM9 211V210H8ZM79 211V210H78ZM82 211L84 212V210L82 209ZM91 211V209H90ZM101 211V210H100ZM104 212L107 213V210H103ZM12 212V211H11ZM16 212V211H15ZM24 212V211H23ZM57 212V211H56ZM64 211H60L59 215H63ZM75 212V211H74ZM77 212V211H76ZM81 212V211H80ZM86 212V209H85ZM216 212L220 213V216L218 217L216 215ZM20 213V212H19ZM38 213V211H37ZM50 213V212H49ZM66 213V212H65ZM78 213V212H77ZM124 213V212H123ZM14 214V213H13ZM16 214V213H15ZM85 214V213H84ZM88 214V212H87ZM191 214V215H189ZM12 215V214H11ZM23 215V214H22ZM43 215V214H42ZM41 215V216H42ZM46 215V214H45ZM76 215V213H75ZM14 216V215H13ZM27 216V215H26ZM39 216V215H38ZM40 216V217H41ZM52 216V215H51ZM64 216V215H63ZM67 216V215H66ZM86 216V215H83ZM12 217V216H11ZM48 217V216H47ZM65 217V216H64ZM72 217V215H71ZM81 217V216H79ZM87 217V216H86ZM14 218V217H13ZM67 218V217H66ZM76 218V217H75ZM83 218V217H82ZM89 218V217H88ZM6 219V218H5ZM9 219V218H8ZM46 219V217H45ZM64 219V218H63ZM90 219V218H89ZM95 219V220H96ZM25 220V219H24ZM50 220V219H49ZM48 220V221H49ZM87 220V219H86ZM5 221V220H4ZM51 221V220H50ZM68 221V220H67ZM72 221V220H71ZM74 221V220H73ZM239 221V220H238ZM7 222V221H6ZM13 222V220H12ZM15 222V220H14ZM32 222V221H31ZM75 222V221H74ZM187 222V223H186ZM42 223V221H41ZM73 223V222H72ZM79 223V222H78ZM90 223V222H89ZM11 224V223H10ZM118 225L123 233L122 236L117 235L116 232H114L112 230V228L110 226H116ZM5 226V225H4ZM93 226V225H91ZM6 227V226H5ZM15 227V226H14ZM94 227V226H93ZM124 229H123V228ZM5 229V228H3ZM15 229V228H14ZM32 229V228H31ZM37 229V228H36ZM151 229V231H149ZM7 230V229H6ZM125 230V231H124ZM6 233V232H5ZM25 233V232H24ZM42 233V232H40ZM10 233H8L9 235ZM35 234V233H34ZM195 233L193 232L192 235H194ZM11 235V234H10ZM37 235V234H36ZM39 235V234H38ZM51 235V234H50ZM49 235V236H50ZM35 236V235H34ZM56 236V235H55ZM95 236V235H94ZM10 237V236H9ZM15 237V236H13ZM29 237V236H28ZM27 237V238H28ZM36 237V236H35ZM40 237V235H39ZM54 237V236H53ZM69 237V236H68ZM90 237V236H89ZM3 238V236H2ZM6 240V237H4ZM25 238V237H24ZM37 238V237H36ZM42 238V236L40 237ZM44 238V236H43ZM42 238V239H43ZM98 238V237H97ZM190 238V237H189ZM29 239V238H28ZM39 239V238H38ZM46 239V238H45ZM50 239V238H49ZM56 239L58 240V238L56 237ZM64 239V238H63ZM85 239V238H84ZM12 240H15V238ZM60 240V238H59ZM62 240V239H61ZM124 241V243H121V241ZM18 241V240H17ZM26 241V240H25ZM29 241V240H28ZM27 241V242H28ZM31 241V239H30ZM39 241V240H37ZM49 241V240H48ZM55 241V240H54ZM72 241L75 243L76 241V237L73 236ZM80 241V240H79ZM78 241V243H79ZM83 241V240H82ZM98 241V240H97ZM178 241V240H177ZM6 242V241H5ZM16 242V241H15ZM41 242V241H39ZM45 242V241H44ZM43 242V243H44ZM53 242V241H52ZM59 242V241H58ZM12 243V242H10ZM21 243V242H20ZM69 243V242H68ZM120 243V244H119ZM8 244V242L6 243V245ZM29 244V242L27 243ZM39 244V243H38ZM63 244V243H62ZM186 244V243H185ZM9 245V244H8ZM7 245V246H8ZM30 245V244H29ZM67 245V244H66ZM10 246V245H9ZM25 246V245H24ZM36 246V245H35ZM41 247L43 245H40ZM76 246V245H74ZM73 245L71 247V250L74 252L76 250V253H80L82 252L81 248L84 246L81 242L78 244L77 248H75ZM217 246V245H215ZM40 247V248H41ZM45 247V246H44ZM69 247V246H68ZM31 248V246L29 247ZM11 250V254L13 259L10 261L9 264H36L34 263V261L32 259H26L28 255H26L25 259H24V255H22V252H19L15 247L10 248ZM68 249V248H67ZM213 249V248H212ZM7 250V249H6ZM24 250V248H23ZM31 250V249H30ZM40 250V249H38ZM217 250L221 251L222 249L220 247L217 246ZM226 250V248L224 249ZM229 250V249H228ZM9 251V250H8ZM29 251V250H28ZM139 251V252H138ZM44 252V250L42 251ZM70 252V251H68ZM225 252V251H224ZM242 252V251H241ZM51 253V252H50ZM214 253V252H213ZM222 253V251H221ZM228 253V252H226ZM231 253V252H230ZM26 254V253H24ZM67 254V253H65ZM216 254V253H214ZM70 255V254H69ZM78 255V254H77ZM116 255V256H119ZM227 255V254H226ZM231 255V254H230ZM242 255V254H241ZM115 256V257H116ZM23 257V258H22ZM30 256H28L29 258ZM34 257V256H33ZM32 257V258H33ZM47 257H49L47 255ZM74 257V256H72ZM79 257V256H76ZM75 257V258H76ZM163 257H165V261L162 259ZM35 258V257H34ZM83 258V257H82ZM81 258V259H82ZM114 258V257H113ZM119 259V257H117ZM243 258H246L243 256ZM79 258H77L78 260ZM95 259V258H94ZM85 261V259H83ZM115 260V259H113ZM229 260V259H228ZM92 261V260H91ZM119 261V260H118ZM89 262V261H88ZM86 261V263H88ZM98 261L95 260L94 263L92 264H100L98 263ZM117 262V261H116ZM115 262V263H116ZM74 263V262H73ZM91 263V262H90ZM82 264V263H81ZM108 264V263H107ZM118 264V263H116Z\"/></svg>","mask_w":264,"mask_h":264},{"label":"snow or ice","instance_id":"obj_3","mask_svg":"<svg viewBox=\"0 0 264 264\" xmlns=\"http://www.w3.org/2000/svg\"><path fill=\"white\" fill-rule=\"evenodd\" d=\"M66 2V0H65ZM5 7L3 9H0V20H2L3 24L6 25L9 19V15L11 14L13 8L16 5V0H12L11 3H8V0H4ZM121 4H124V0H120ZM264 8V3H260L259 5H252V10H255L256 7ZM124 10L127 13L128 18L134 23L137 24L140 28L145 29L146 31L150 33H156L158 35L163 36L164 43L161 45V55L164 53H167L170 48L175 47L176 49L182 50L184 55L190 59L192 63L195 65V71L199 74V77L203 81V88L204 90L210 95L212 104L209 105L208 100L205 98V95H200V100L204 101V107L205 108H215L216 107V100L217 97L215 93L220 92L221 90V65L217 63L216 55L212 51L211 47L209 46L208 42L204 39L203 36L199 34L197 31L196 25L194 23L190 22V18L188 15H184L182 18V21L180 23L175 24H168L166 27L162 28H145V25L139 23L131 8L125 4ZM157 11H160L161 9L157 8ZM69 12H71V9H69ZM231 13V15L235 16L239 13V9H228L225 8L223 12H214L211 9H207L206 12L201 13L202 15L209 14L214 16H223L228 13ZM74 15H79L81 17L82 22L84 23H91V17L88 16L87 13H76ZM29 19L28 24L32 27H35V24L32 20V13H28ZM53 17L49 16V20H51ZM69 20L73 19V15H69L67 17ZM161 20L164 19L163 16L160 17ZM191 19H195V16H193ZM96 23L98 26L102 27L104 30L103 33V41L106 43L107 47V55H99V59L101 62L107 60V61H116L117 63H124L126 62L129 65H139L143 67L147 62H152L156 59V57L153 55V52L151 49H141L139 47H136L133 45V42L131 39L127 37H120L117 35V33L113 30L109 24L102 20L97 18ZM62 27V25H61ZM51 30L48 25H45L43 28V35H40L38 38V41L43 43L45 38L47 39V47L48 49L52 48L51 40L52 36L50 34ZM260 35H264V31L260 33ZM170 37L172 38L170 40ZM5 38V31L0 30V39ZM23 39L28 40L31 39V37L25 36ZM88 39L91 42L89 44V47L86 49L87 51L91 52L92 48H97L98 52H103V48L100 44L95 43V33L92 31H88ZM174 41V43H173ZM62 44H68L67 40L61 39ZM123 43V47L121 44ZM33 53V58L31 60V63L36 66V70L40 73L41 76H43L45 73L43 70H41L39 61L35 58L37 54L41 53L40 47H33L31 49ZM67 51H73V49L69 46ZM79 53L77 52V55ZM51 62L50 60L48 61ZM243 61L237 62L236 67L239 68L240 64ZM160 63H163V61H160ZM186 68L191 71V67L188 64L184 65ZM7 67V66H6ZM9 71L16 72L17 69L12 67L8 68ZM79 72L81 75H85V69L83 67H78ZM116 72L119 73L120 76H126L130 87L135 89V91L138 93V96L140 98H143L144 101H147L149 99V92L151 91L152 85H159L161 91L159 92V96L157 97L155 93H152V96L156 98V103L161 104L163 102V99H168L172 104L176 106L177 109H179L182 105L179 100V97L177 95H174L169 89L170 84L167 79H163L156 75H150L147 71L140 72V71H129V72H123L120 70L119 67H117ZM106 75L108 77L109 82L112 84V87L114 89H118L121 84L119 81L113 82V74L111 71L106 69ZM243 78L242 76L240 77ZM36 87L40 90L42 94H45L48 96V100L50 103L55 104L57 100H63L65 98V95H70L71 93H64L59 92L55 97H53L52 93L48 91V89L44 88L39 80L36 81ZM148 89L146 91L145 89ZM85 91H90L87 86L85 85ZM165 93H167V96H165ZM24 94V93H22ZM93 95L97 96V99H103V97H100L98 93L92 92ZM114 99L118 104H120L122 107L126 105L128 102L125 100L123 96H121L118 92L112 93ZM134 100L137 99V95H133L132 97ZM107 103V101H105ZM222 102V101H221ZM241 103L243 101L241 100ZM85 111L91 112L95 111L96 114L101 117L102 119H105L108 123L109 127H112V121L110 117H108V114L104 111H102L99 107H96L95 109L92 108H86ZM127 110V109H125ZM205 116L208 115V112L204 113ZM40 123H43L40 121ZM163 127V125H161ZM252 129L255 131L256 139L252 140L251 137H248V139L252 142V144H256L260 141L261 137V130L264 129V109H262V106L260 104L256 105V116H255V122L251 125ZM235 130L234 134V140L232 141V147L233 151L229 152L228 155L232 157V163L235 165V146L236 144H239L241 148L244 149V164H250V161L247 157V153L251 150L250 147H246L244 144V141L241 139V132L244 130L243 126H233ZM35 128L32 129L34 131ZM134 131L139 132V128H133ZM101 134H103V130H99ZM152 131H155V128H152ZM203 131L206 133L209 131V128L207 125L204 127ZM228 129L225 128L223 132H220L217 136L207 139L202 144H191L186 146L187 148H190L194 153L196 154H189V151L186 150V147H167L165 149L166 152L170 153L174 158V163L169 165V168L167 171H143L144 176H151L153 180H156L158 177H167L168 179L178 181L179 183H190L192 180V177L190 174L185 173L184 176H177L178 170L181 168V165L185 164L186 162H198L203 161L205 159V153L208 151L209 146L212 144L213 140H219L223 135L224 132H227ZM31 134V132L29 133ZM122 139V137H121ZM65 148H71V144H69L68 140L65 139L63 141ZM55 145L50 144H43L41 146V151L38 153L36 149H30L32 151V154L34 156H38V158L43 159L44 158V150H54ZM107 150V145H105V151ZM145 151H148L151 155H160V153L155 152L153 149L145 148ZM119 156V172L118 175L121 179L125 180V182L131 184L130 177L132 176V173L127 171L125 169V164H131L132 161L128 160L124 155H121L117 153ZM95 163L99 167H103L100 161V155L97 153L93 157ZM197 166L199 164L197 163ZM14 171V169L12 170ZM229 169L225 168L223 173V178L226 181H230L234 185H239L242 183V181L229 176L228 175ZM95 175L99 177V180L103 182V185L105 188L108 186V177L106 175H102L99 171L95 172ZM261 177H264V173L260 174ZM201 179L207 178L213 181V183L216 182L215 177L212 174H206L205 177H200ZM248 178L256 179L257 174L253 173L252 171H249L247 176L245 177V180ZM7 179V177H6ZM27 180L23 179H12L11 184L13 185H20V184H27ZM133 188H135V185H132ZM137 196H139V193H136ZM260 195H264V192H261ZM25 199L30 204H36L37 201L35 197L29 199L27 195L25 194ZM104 204L107 205V198H104ZM244 207H249L245 205ZM259 207V206H257ZM97 210L100 211L99 202L97 204ZM261 212H264V209H260ZM107 215L109 219H111V208H107ZM191 215V214H189ZM216 215L219 217L220 213L216 212ZM250 219V212L243 215L240 220H230L227 223L223 221V217H220V224L217 226L210 225V231L213 233L211 236L207 238L205 243H212L216 245H220L222 247H230V248H241L245 253H248V256L246 258L237 260L235 264H264V224L257 226V227H245L243 231H241V224L247 225L248 221ZM71 222V221H69ZM187 223V222H186ZM193 224H196L197 227H199L196 220L193 218L192 220ZM114 232L117 233V235L122 236L123 233L118 225L116 226H110ZM229 228L232 229L231 232H229ZM151 231V229L149 230ZM250 234H254L251 235ZM7 235V234H5ZM171 245L172 251L170 252V255H172L174 258H178L179 261H197L198 264H204L206 261L207 264H222V262L218 259L213 258V255L211 253H204L202 257L200 256H194V255H187L182 252H180L177 240L174 236H170V239L168 241ZM193 242H195V237H193ZM121 243H124L122 240ZM165 241L161 238L160 239V246L164 248L165 252H169L168 248L164 247ZM32 253L34 254V257L37 261H42L43 257L40 255V253L37 251L35 244H32ZM227 264H233L232 260H228Z\"/></svg>","mask_w":264,"mask_h":264}]
</instances>
